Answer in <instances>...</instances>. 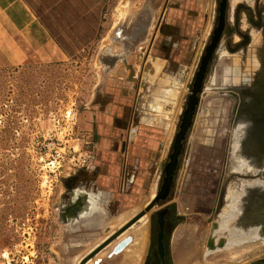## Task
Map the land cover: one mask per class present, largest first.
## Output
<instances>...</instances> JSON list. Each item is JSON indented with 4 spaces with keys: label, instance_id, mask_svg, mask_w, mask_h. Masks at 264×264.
<instances>
[{
    "label": "rangeland",
    "instance_id": "obj_1",
    "mask_svg": "<svg viewBox=\"0 0 264 264\" xmlns=\"http://www.w3.org/2000/svg\"><path fill=\"white\" fill-rule=\"evenodd\" d=\"M45 1L49 6L43 0H28L35 16L46 21L61 43L63 59L0 64V264H78L139 212L132 210H143L160 191L195 73L217 24L219 0H81L79 6L73 0H66L64 6L56 5L58 0ZM244 3L249 6L241 7ZM124 8L126 16L121 20ZM140 18H145V41L131 51L117 28L123 35L132 33ZM187 30L194 31L196 42L186 43L187 39L169 34L186 35ZM254 41L264 44V0H228L225 28L208 66L200 101L216 96L217 109L232 111L233 98L229 89L224 90L231 87L230 94L234 90L237 73L232 53ZM167 46L189 54L181 60V52L171 50L167 57L163 51ZM111 56L112 68L107 65ZM165 60L171 65L160 70L157 63ZM123 67L130 69V77ZM221 69L226 71L220 73ZM225 81L228 86L223 85ZM123 113L126 119L140 114L148 131L157 134L162 129L163 133L161 151L147 145V152L141 146L135 154L144 166L148 160V167L136 172L142 179L141 191L129 195V201L128 136L117 129L125 119H113ZM188 134L180 166L186 158ZM252 163L256 165L246 174L223 175L213 186L218 189L205 201L208 214L186 209L173 193L174 184L166 199L170 222L162 256L165 264H264V151ZM229 192L242 194V201L248 202L259 196L257 211L262 213L245 227L242 223L248 216L243 209L235 221L233 212H238L239 204L229 199ZM111 201L114 207L109 206ZM163 202L148 213L142 264H161L156 214ZM97 203L103 208V226L96 225L102 222L100 214L90 215ZM126 212L133 214L112 226ZM95 216L92 225L89 218ZM227 221L229 225L224 224ZM124 233L125 238L120 236L99 256L101 262L121 261L134 250L127 249L130 241L124 240L135 239V234Z\"/></svg>",
    "mask_w": 264,
    "mask_h": 264
},
{
    "label": "crops",
    "instance_id": "obj_2",
    "mask_svg": "<svg viewBox=\"0 0 264 264\" xmlns=\"http://www.w3.org/2000/svg\"><path fill=\"white\" fill-rule=\"evenodd\" d=\"M205 1L202 0V2ZM215 1L211 0V2ZM43 3L46 4L45 6H49L45 0H43ZM59 3H62L64 6L66 0H58L56 5ZM80 4L81 0H73L74 6H79ZM126 4H123V7H126ZM240 6L246 8L249 5L244 3ZM122 12L119 16L121 20L126 16V9L124 8ZM144 19L140 18V23L138 22L137 24L139 26L132 33L123 35L121 33L122 31L117 28L118 34H121L123 38L125 36L124 39L131 51L135 46H139L145 41L146 31L144 29L146 23ZM45 23L46 21L35 16L32 5L29 4L28 0H0V64L19 65L27 62L31 58L40 59L48 57L53 60L63 59L65 55L63 47L51 34L50 29ZM186 32V35L178 31H170L169 34L177 35L183 38V40L187 39L186 43H189L187 42L189 40L196 42L195 40L197 38L194 31L187 30ZM171 50L176 49H173L172 46L163 48L164 53L166 54L167 52V57ZM176 51L177 54L181 52L179 53L180 59L181 57L183 59L187 53V50L185 52L180 50ZM187 54H189V51ZM187 54L185 57L188 56ZM232 55L236 57L233 71L237 73L236 78L232 82V88L234 90L232 94H230L231 87H226L224 90L229 89L227 93L233 98L234 107L232 111L229 107L221 110L217 109L213 105L216 96L202 97V100H199L187 137L186 158L175 177L174 184L176 192L173 193H175L178 200H181L187 206L186 209L191 207L195 210L191 211V213L208 214L209 210L207 209L209 208V204H206L205 201L211 197H209V194L216 192L218 189L213 186L218 184L220 180L222 181L223 175L226 177L233 172L239 174L249 172L247 169L256 165L252 163V158L256 160L264 151V44L260 43L259 45L257 41H254V43L249 42L247 46L235 49ZM110 58L111 60L107 65H110L112 68L114 67L113 56ZM169 65L171 63L168 60H165L161 64L157 63L160 70H165V67ZM176 66H178L177 63ZM223 71H226V69H221L220 73ZM123 72L125 74L129 73L128 77H130L131 71L128 67H123ZM237 76H239V79ZM223 85L228 86L229 84L225 81ZM204 91L205 89L201 95L204 94ZM218 102H221V99H218ZM219 104L217 103V106ZM227 104L230 105V101ZM153 105L150 107L152 108ZM200 105H204L201 113L199 109ZM140 117L141 115L138 114L136 118H129L127 116L126 119V113L113 117L114 121H117V118L125 119V122L119 128L116 127L123 132L122 134L125 133L128 136L127 144L129 148L127 150L126 161V170L128 171L126 181L128 192L126 193V198L128 201L130 200L129 195H136V193H140L141 191L140 185L142 179L136 176V172L141 168L148 167V160H146V166H144L143 162L138 161L137 157H134L139 147H143V152H147V145H151L155 151L162 150L160 148V146L162 147L163 140L162 129L161 131H157V134L151 133L140 122ZM162 119H165V116ZM86 194L96 195L99 198L98 194L87 192ZM228 197L232 201L235 200L234 204L237 202L239 204V213L233 212L235 221L237 220L236 216L240 215L243 209L246 210L245 214L248 216V219L242 223L245 227L249 221L252 222L255 218H258L257 215L259 213H262H258L257 211L259 209L258 201L261 200L259 196H257L258 198L250 199L251 201L249 202L245 199L242 201V194L239 195V193L229 192ZM252 201H254V205ZM113 203L114 201H111L108 204L114 207L115 205H111ZM246 203L248 204L244 208L243 205ZM99 205L98 203L97 206ZM227 213L229 215L230 212L227 211L225 216H227ZM224 224L229 225V222H224ZM237 226L240 228L239 224ZM103 255L99 253L89 263L87 262V264H91V262L92 264H109L101 262L99 256ZM143 257L142 259L134 258L131 261L129 253H126L124 259L112 264H142Z\"/></svg>",
    "mask_w": 264,
    "mask_h": 264
},
{
    "label": "water",
    "instance_id": "obj_3",
    "mask_svg": "<svg viewBox=\"0 0 264 264\" xmlns=\"http://www.w3.org/2000/svg\"><path fill=\"white\" fill-rule=\"evenodd\" d=\"M226 2L227 0H220L217 12H218V21L217 26L213 29L212 35L210 37V43L206 46L205 55L201 58V63L198 71L195 73L191 94L187 98V106L181 117V125L179 131L175 134L173 143H172V153L169 155V162L164 168L165 177L163 179V184L160 188V191L154 196V198L144 207L143 210L139 211L133 218H131L127 223H125L120 229L114 232L107 239L103 240L99 245L93 248L88 254H86L78 264H86L91 258H93L97 253L102 249L107 247L114 239L121 235L125 230L135 224L141 217L145 216L151 211V209L156 205L159 200H164L172 186L173 176L178 168V157L181 153L183 140L185 134L189 127L192 124L193 114L195 112L196 105L198 103L197 95L202 92L203 79L207 72L208 64L211 61L212 55L214 53L217 43H219L224 28L225 22V11H226ZM141 28V27H140ZM146 30V26L145 29ZM160 212L158 213L160 219ZM163 231H162V222L160 219V232L158 234V245L157 251L162 258L163 256ZM164 264V262H162Z\"/></svg>",
    "mask_w": 264,
    "mask_h": 264
},
{
    "label": "bare ground",
    "instance_id": "obj_4",
    "mask_svg": "<svg viewBox=\"0 0 264 264\" xmlns=\"http://www.w3.org/2000/svg\"><path fill=\"white\" fill-rule=\"evenodd\" d=\"M150 39V38H149ZM83 197V196H82ZM81 199V198H80ZM253 202V201H252ZM76 204V203H75ZM145 206V205H144ZM143 207V206H142ZM96 209V210H95ZM96 211L97 215L101 214V211L103 212V208L101 205L99 206H95L93 207V210L91 209V212H90V215L92 212ZM136 211H140V207L138 208H135L134 210H132V212H136ZM132 212L128 213L126 212L125 214H122L120 217L117 218V220H115V222L112 224V226H117V225H121L125 220H127V217H129L131 214H133ZM119 216V215H118ZM134 217V216H133ZM132 217V218H133ZM116 218V217H115ZM96 219H97V216H95L94 218L90 217L89 218V221L93 220V222H89L90 224H94L96 223ZM148 213L141 217L135 224H133L131 227H129L127 230H130L132 233H134L136 236L135 239H133V237L129 236V237H126V241L124 240V242L127 244L128 241H130V244L128 246L127 249H130L132 247H134V253L133 251H129V257H130V260L132 261L134 258L136 259H142V256H143V253H144V249H145V244H146V235H147V227H148ZM97 225V224H96ZM103 226V225H102ZM110 227V226H109ZM134 227L132 230L130 228ZM121 228V227H120ZM119 228V229H120ZM104 230V229H103ZM127 230H125L124 232H126ZM123 232V233H124ZM123 233L119 236H117L114 241H112V243H110L107 247H109L110 245L114 244L115 241L120 237V236H123ZM125 234V233H124ZM181 232L179 231L178 233V236H180ZM111 236V235H110ZM124 237V236H123ZM121 238V237H120ZM125 238V237H124ZM130 239V240H129ZM134 243V244H133ZM120 245L118 246L119 248L123 247L124 243L120 242L119 243ZM107 247H105L104 249H102L99 253L100 255H103L106 253L107 251ZM118 247H115L116 249ZM109 249V248H108ZM113 250V249H112ZM115 250V249H114ZM118 250V249H117ZM126 250V249H125ZM99 253H97L96 255H98ZM190 254V253H189ZM96 255L94 257H96ZM93 259V258H91ZM91 259L89 261H91ZM89 261H87L89 263ZM86 262V264H87ZM79 263V262H78ZM92 264V262H91Z\"/></svg>",
    "mask_w": 264,
    "mask_h": 264
},
{
    "label": "flooded vegetation",
    "instance_id": "obj_5",
    "mask_svg": "<svg viewBox=\"0 0 264 264\" xmlns=\"http://www.w3.org/2000/svg\"><path fill=\"white\" fill-rule=\"evenodd\" d=\"M219 2H220V0L218 1V5H219ZM217 8H218V6H217ZM226 9H227V2H226ZM218 13V12H217ZM225 16H226V11H225ZM217 21H218V14H217ZM216 26H217V24H216ZM224 28H225V22H224ZM224 28H223V31H224ZM223 31H222V35H223ZM222 35H221V37H222ZM210 43V42H209ZM208 43V44H209ZM215 51V50H214ZM205 55V54H204ZM211 62V61H210ZM210 62H209V64H210ZM209 64H208V66H209ZM207 70H208V68H207ZM206 74H207V72H206ZM206 74H205V76H206ZM204 79H205V77H204ZM204 79H203V86H204ZM203 86H202V91H203ZM202 93V92H201ZM200 93V94H201ZM200 94H198L197 95V97H198V103H197V105H196V108H195V112H194V114H193V118H192V123H193V119H194V116H195V113H196V109H197V107H198V104H199V100H200ZM186 106H187V104H186ZM186 108V107H185ZM191 126H192V124H191ZM191 126L189 127V129L187 130V132H186V134H185V137H184V140H183V142L185 141V139H186V135H187V133H188V131L191 129ZM184 144V143H183ZM182 149H183V145H182ZM182 149H181V153H182ZM181 153H180V155H179V157H178V168H177V170H176V172H175V174H174V176H173V180H172V186H171V189H170V191H169V193H168V195H167V197H169L170 196V193H171V190H172V188H173V186H174V181H175V177H176V175H177V172H178V170H179V168H180V164H179V159H180V157H181ZM167 197L165 198V200H159L157 203H160L161 201H165V202H163V204H162V206H161V208H160V210L158 211V213L160 212L161 214H160V219H161V222H162V231H163V239H162V243H163V249H164V240H165V236H166V230H167V227H168V225H169V222H170V220H169V216H170V209L168 208V201L166 200L167 199ZM156 203V204H157ZM96 205H98V203L96 204ZM101 205V204H100ZM79 206V205H78ZM79 208V207H78ZM82 209V207L80 208V210ZM91 212V211H90ZM103 212L101 211V214H102ZM158 213L156 214V226H157V245H158V234H159V232H160V219H159V215H158ZM100 214V216H101V220H100V222H101V224H97L98 226H101L102 225V223H103V221L104 220H102L103 219V216ZM99 222V223H100ZM163 252H165V251H163ZM164 254V258H165V253H163ZM159 255V254H158ZM159 258H160V262H161V264H162V262H164V264H165V261H164V259L163 258H161L160 256H159Z\"/></svg>",
    "mask_w": 264,
    "mask_h": 264
}]
</instances>
